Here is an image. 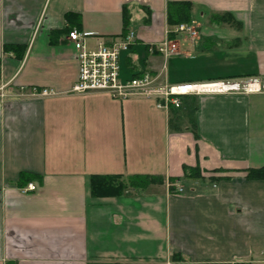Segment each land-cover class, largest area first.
I'll list each match as a JSON object with an SVG mask.
<instances>
[{"label": "crops", "instance_id": "crops-1", "mask_svg": "<svg viewBox=\"0 0 264 264\" xmlns=\"http://www.w3.org/2000/svg\"><path fill=\"white\" fill-rule=\"evenodd\" d=\"M167 1H188L199 22L190 18L197 36L174 35L178 54L164 58ZM124 5L135 41L119 58L122 81L256 78L258 90L181 96L168 109L69 92L77 58L67 32L121 36ZM6 44L25 47L23 57ZM184 165L202 177L188 187ZM261 167L264 0H0V264H264V179L245 178ZM24 172L36 175L33 191L20 186ZM93 175L163 181L94 197Z\"/></svg>", "mask_w": 264, "mask_h": 264}, {"label": "built area", "instance_id": "built-area-1", "mask_svg": "<svg viewBox=\"0 0 264 264\" xmlns=\"http://www.w3.org/2000/svg\"><path fill=\"white\" fill-rule=\"evenodd\" d=\"M169 33L185 35L188 39L197 36L192 23H180L165 31L164 39L156 47L164 58L178 54L177 43L169 38ZM66 39L76 53L77 77L69 92L87 94L103 92L114 98L140 96L157 100L158 108L168 109L179 106V97L199 95L202 93L254 92L258 90L256 78L245 80H215L208 82H180L174 84L160 83L159 75L144 72L128 80L119 78V58L135 41V33L127 31L124 36L101 38L91 32L70 29ZM211 85V87H209ZM30 90V89H29ZM40 96H50L55 93L46 89H31ZM24 89L18 90L23 95ZM35 187L28 184L23 191H33ZM176 192L181 193L182 187L176 186ZM185 264V263H184Z\"/></svg>", "mask_w": 264, "mask_h": 264}, {"label": "trees", "instance_id": "trees-1", "mask_svg": "<svg viewBox=\"0 0 264 264\" xmlns=\"http://www.w3.org/2000/svg\"><path fill=\"white\" fill-rule=\"evenodd\" d=\"M145 13L148 14V10L142 7ZM190 9L191 4L188 1H167L166 2V23L168 27H173L180 23H191L190 20ZM122 21H123V32L121 36H124L128 30L127 22L129 19V10L126 5L122 7ZM71 14L65 15L66 20L69 19ZM218 20L226 22H234L228 14L219 16ZM173 33H169V38H174ZM3 51L11 53L15 57L21 59L25 52V47L21 45L6 44L3 45ZM141 75V74H140ZM183 178L187 179H201V174L198 167L182 166ZM36 175L28 172L21 173L19 181H24L20 186H25L31 178H35ZM245 178L247 179H264V167L257 169H248L245 171ZM216 180V179H215ZM163 179L160 176L150 175H131L124 177L122 175H105L98 176L93 175L90 178V193L94 197H118L127 194L129 191H133L135 194L143 193L150 185L160 184ZM171 182H173L171 180ZM169 190L176 193L174 186H169ZM173 258H176L174 255Z\"/></svg>", "mask_w": 264, "mask_h": 264}, {"label": "rangeland", "instance_id": "rangeland-1", "mask_svg": "<svg viewBox=\"0 0 264 264\" xmlns=\"http://www.w3.org/2000/svg\"><path fill=\"white\" fill-rule=\"evenodd\" d=\"M190 18L196 23L199 22L198 21V16L195 13L194 15L190 13ZM171 74L173 75V69L170 68ZM183 184L186 185L188 187L189 183H188V179H183Z\"/></svg>", "mask_w": 264, "mask_h": 264}, {"label": "bare ground", "instance_id": "bare-ground-1", "mask_svg": "<svg viewBox=\"0 0 264 264\" xmlns=\"http://www.w3.org/2000/svg\"><path fill=\"white\" fill-rule=\"evenodd\" d=\"M209 87H211V85Z\"/></svg>", "mask_w": 264, "mask_h": 264}]
</instances>
